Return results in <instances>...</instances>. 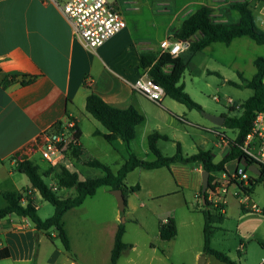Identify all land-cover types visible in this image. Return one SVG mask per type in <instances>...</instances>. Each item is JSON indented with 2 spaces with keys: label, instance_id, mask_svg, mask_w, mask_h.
<instances>
[{
  "label": "crops",
  "instance_id": "obj_1",
  "mask_svg": "<svg viewBox=\"0 0 264 264\" xmlns=\"http://www.w3.org/2000/svg\"><path fill=\"white\" fill-rule=\"evenodd\" d=\"M154 1L157 0H112V5L122 13L126 27L105 41L101 46L95 49H88L73 35L70 22L54 3L46 0H0V179L9 181L13 187L10 191L22 193L23 189L29 190L30 182L28 178L27 180L22 179L23 174L17 172L15 158L29 160L39 168L38 164L35 163L39 153L35 149L34 142L41 133L51 129L59 122L65 124L69 121L68 119H72L80 131L81 139L83 134L80 122L87 118L85 101L90 92L97 94L113 107L126 109L129 106H133L140 112L137 96L141 95L135 93L128 84V81L130 82L139 74H142L138 68V52H160L159 44L164 40H168V37L172 36L173 32L180 27V23H174V16L177 12H181L187 7L193 8L194 11L201 6H209L216 12L226 13L220 22H229L230 18L235 16L233 15L234 11L229 9L230 3L244 0H164L169 8L167 14L169 22L166 26H161L163 31L161 35L155 19L157 16L155 8L161 6L162 3L155 4L153 3ZM248 1L253 8L256 24L264 30V0ZM143 12H146L152 19L150 26L140 23ZM199 36L200 34H197L194 39ZM215 44L217 43H213L196 53L188 65L189 69L197 55L211 50ZM238 74L242 75L240 72ZM221 76L226 82L231 81L225 79L223 75ZM238 88L243 87L240 86ZM165 100L162 99L160 103L156 104L161 114L178 111L172 113H175V115L179 113L178 115H181V117L186 115L184 109H181L171 101L165 103ZM161 103L165 105L163 106ZM234 107L238 108V105H234ZM175 115L173 116L176 118ZM180 119L178 118V122L182 123L184 120ZM138 127L136 128V136ZM167 137L168 141H173L169 136ZM221 140L219 148L223 153V157L228 152L229 147L228 141L223 140V138ZM79 143L82 147V157L84 158L88 151L83 147L81 140H79ZM113 143L125 149V145L120 139L110 144ZM176 143L180 145L182 151L181 144L175 142V146ZM200 149L210 151L205 150L204 147L198 148V150ZM198 150L191 155L196 154ZM210 152L214 163H218L222 159L221 157L216 162L215 153ZM182 155L184 157L191 156L183 153ZM84 160L87 159L84 158ZM7 164L10 170H6ZM79 164L83 165V162L74 165L76 170V165ZM177 164L180 163L171 164L168 170L170 172L173 170L178 174L181 172L190 173L196 189L199 185V189L196 191L198 194L201 188L200 175L203 171L201 164H190L189 169H184ZM121 165L115 172L110 170L116 173ZM236 166V162H231L227 165L225 172L214 173L212 176L213 178L222 179L223 174L228 173ZM108 167L110 168V166ZM139 169L141 168L128 173L125 178L126 185L129 176ZM160 169L162 168L153 170ZM2 172L3 174H1ZM101 175L102 172L99 176ZM80 179L83 180L84 178ZM222 181L225 180L222 179ZM244 184L246 185V183H243V186ZM233 186L230 185L228 187V192ZM127 187L129 186L127 185ZM100 188H106L110 194L108 187ZM234 188V196L245 195L238 186ZM72 190L70 189V192ZM3 192L5 191L0 190V198H2L1 194ZM29 193H32L29 199L34 206V200L40 196L36 191H29L28 195ZM148 195L154 196L151 193H148ZM156 195L157 197L164 196L161 193ZM246 197L241 200L242 214L237 226L240 236L242 231L244 233L249 231V227L247 228V215H256L258 225L264 223V217L260 213V210L264 207L258 208L255 204L249 205ZM22 199H25V195ZM3 201L5 204L0 206V208L6 206L4 199ZM76 208L67 211L62 218L70 241L69 252L64 251L56 238V233L52 232L53 239H49L45 233L37 232L33 224L26 218L11 214L0 220V264H88L82 254V245L83 243L88 244L87 235L93 237L94 235L98 236L100 233H104L106 236L102 255H104L103 261L108 263L114 236L119 225L118 209L113 203L109 202V219L100 224H93L94 227L90 226L87 228L85 225H80L79 219L74 220L73 217L71 220L68 219L69 215H75L73 210ZM187 208L190 209L188 206ZM193 209L197 210L196 207ZM197 211L199 212V210ZM169 218L171 217L168 216L163 220H159V222H165ZM171 219L174 220L178 233V223L174 218ZM69 222L70 226H68ZM98 226L99 229H95ZM72 236L75 240L72 239ZM157 240H159L160 245L170 242L161 241L158 233ZM93 242H99L98 238H91L89 245H95ZM125 244L130 247L122 252L120 258L128 249H134L132 245ZM262 247L264 250V242ZM131 261V259H128L129 264H135ZM207 262L208 259L205 258L204 264H207ZM117 264L119 263L117 262ZM156 264L169 263L162 253L157 258Z\"/></svg>",
  "mask_w": 264,
  "mask_h": 264
},
{
  "label": "rangeland",
  "instance_id": "obj_2",
  "mask_svg": "<svg viewBox=\"0 0 264 264\" xmlns=\"http://www.w3.org/2000/svg\"><path fill=\"white\" fill-rule=\"evenodd\" d=\"M108 1L111 2L112 0ZM153 3H162L161 6L155 8L157 13L155 19L161 35L163 32L161 26H166L169 22L167 16L169 8L164 0H157ZM194 11L193 8L187 7L181 12H177L174 16V23H180L181 25L182 21ZM220 13V11L213 10L212 18L220 22L226 14ZM233 13L235 16L230 18L229 22L237 21L238 13L235 11ZM151 20L146 12L142 13L140 23L150 26ZM168 41L173 42L174 40L170 36ZM258 57H264V48L255 44L248 37L235 39L230 46L217 43L211 50L197 55L191 68L189 69L188 66V70L182 76L181 82L184 84L185 92L193 102L201 107V111L188 110L183 104L174 102L170 98H163V100L166 99L165 103L171 101L184 109L186 111L184 118L178 115L179 113L176 115L172 113L178 111L161 114L156 103L145 99L143 96H137V99H139L138 108L145 120L139 125L136 138L130 142L133 154L142 160H153V155L147 150L146 137L148 134L156 132L167 135L173 140H160L157 142L158 149L164 156L174 155L176 151L175 142H179L184 155H191L198 148L204 147L205 150L215 153L216 162L220 160L223 153L219 148V143L222 140L217 138L213 132L215 126L205 118L204 114L217 117H233L240 114L239 105L249 98L253 92L248 88H238L228 84L221 75L225 79L231 80V82L241 84L242 80L238 76V72H240L242 79L250 80L255 73L253 62ZM227 99H231L234 105H238L235 111L231 110L233 106L226 102ZM161 104L165 105L164 103ZM171 114L177 118L171 116ZM86 115L87 118L80 122L83 134L80 140L83 147L88 151L84 158L99 160L110 166V169L115 172L128 159L127 151L116 143L108 144L101 137L94 136L93 132L95 130L101 132H105V130L90 115ZM178 118H183L184 121L180 123ZM233 137L228 132L227 138L224 136L222 138L229 142ZM84 158L82 157V160ZM35 163L39 166L38 173L40 175L48 173V178H42L45 184L51 188L57 187L54 169L49 167L39 155L36 157ZM177 165L184 169H189L191 166L182 163ZM76 166L77 170H75L78 171L80 178L101 174L98 169L88 168L80 164ZM6 167V170H10L8 164ZM255 176L249 174V177ZM22 177V179L27 180L26 176L23 175ZM127 185L136 189L126 195L125 209L122 213L119 212V224H123L125 228L123 241L132 245L134 249H128L118 260L119 264H129L128 259H131V262L135 264H156L157 258L162 253L169 264H204L205 258L208 259L207 264H223L202 252L204 219L200 212L193 209L199 203L195 198L199 185L196 189L190 173L181 172L178 174L173 170L170 172L166 168L160 170L139 169L129 176ZM244 186H247V183ZM234 187H231L226 195L225 219L219 225L221 229L216 230L211 239V248L227 254L236 264H257L264 256L262 247L264 223L258 225L257 216L249 214L246 216L249 231L246 233L242 231L240 236L237 226L242 214L241 200H244L245 196H247L246 201L249 205L255 204L258 208L264 207V185L263 183L255 184L250 194H239V197L234 196ZM12 188L7 179H0V190L10 191ZM61 190V192L57 191L61 198H70L75 195L74 190L71 192L70 189ZM148 193L154 194V196L151 197ZM158 193L164 194V196L157 197L156 194ZM27 196L31 197L32 193L27 194ZM109 202L117 208L113 195L109 194L106 188H99L94 196L87 198L80 207L74 209L73 214L75 215H69L68 219L71 220L72 217L74 220L79 219L80 225H85L87 228L96 223L100 224L110 217ZM3 204L5 203L0 198V206ZM186 204L190 209L187 208ZM34 206L37 208L38 216L42 220L51 217L54 212L53 206L40 197H36ZM168 216L177 221L178 233L168 244L160 245L159 240H157L158 222ZM122 219L124 220L123 223ZM68 226H70V222ZM97 228L99 229V226L95 229ZM91 238H98L99 242H93L95 245H89ZM72 239L75 240L73 236ZM105 240V234L100 233L98 236L94 235L93 237L87 235L88 244L83 243L82 245L81 243L82 254L88 264H110L103 261L104 255L102 254L104 253Z\"/></svg>",
  "mask_w": 264,
  "mask_h": 264
},
{
  "label": "trees",
  "instance_id": "obj_3",
  "mask_svg": "<svg viewBox=\"0 0 264 264\" xmlns=\"http://www.w3.org/2000/svg\"><path fill=\"white\" fill-rule=\"evenodd\" d=\"M229 9L238 13L237 21L218 22L212 18L213 8L201 6L191 15L185 18L180 27L173 32L172 39L175 41H187V48L180 52L177 57L173 58L168 53H154L150 51L138 52V68L146 74L155 84L162 87L164 97H168L180 104H183L188 110L201 111V107L193 102L185 92L184 84L181 82L182 76L188 70V65L194 55L213 43H222L229 45L235 38L248 37L255 44L264 46V30L260 28L254 18L253 8L248 0L234 1L230 3ZM200 34L194 39V36ZM255 73L250 80L242 79L238 85L234 82L227 81L228 84L243 87L252 90L253 94L239 105L240 114L237 116L225 118L221 127H215L213 132L218 139L223 136L227 138L230 132L234 137L228 142L229 150L218 163L213 162V156L210 151L198 150V152L189 157L182 155L181 147L176 143V151L173 156H163L157 148L159 140L168 141L165 135H159L154 132L147 137V147L153 155L152 161H146L138 158L133 154L130 148V142L136 137V128L144 121V117L133 106L126 109H119L106 103L100 96L90 92L85 101V112L97 121L105 130L100 132L95 130L94 136L101 137L105 142L112 143L120 139L128 153V159L121 165L116 173L96 159L82 160L83 150L80 145H69L67 156L73 165L83 162L88 168L98 169L102 172L101 176L86 177L83 180L76 172H69L64 168H53L57 181V191L61 189H73L75 195L70 198H61L57 191L45 184L42 178H48V173H38V167L31 161L15 158L17 172L25 175L29 182V190L23 189L22 193L5 191L1 194L6 202V206L0 208V220L14 214L21 218L28 219L37 232H43L49 239H53L51 233H56L64 251H70V241L64 228L63 215L76 207L83 204L86 198L95 195L100 187H108L110 190H121L126 206V195L128 192H134L136 188L127 187L125 178L128 173L137 168L153 170L159 168H169L171 164H194L199 163L203 171L209 173L208 189L210 188L213 174L225 172L227 165L231 162L240 164L242 158H246L249 163H254L252 159L245 156L241 150L246 136L251 132L253 121L256 115L264 112V57H258L254 60ZM218 75V74H217ZM232 111L236 108L231 107ZM177 118V117H176ZM76 135L75 138L80 140V131L72 119ZM181 120V119H180ZM62 123H57L52 130L59 128ZM261 175L249 177L247 186L243 183L238 184V188L246 195L250 194L253 186L258 183L264 185V167L259 166ZM244 170H247L244 167ZM36 191L42 200L53 206L54 212L51 217L42 220L38 216L37 209L32 205V201L27 196L28 192ZM25 195L27 201L25 206L21 205V199ZM198 205L196 209L202 214L204 219L203 225V247L202 252L211 256L223 264H236L225 253L212 249L210 246L211 237L216 230H220L225 219L226 205L213 206L208 201V192L204 194V201L201 199V188L196 196ZM264 217V208L260 210ZM125 228L119 224L114 236L113 247L110 253V264H117L122 252L130 246L123 242ZM177 235L176 224L173 219L169 218L165 223H158V236L161 241H170ZM1 257V255H0Z\"/></svg>",
  "mask_w": 264,
  "mask_h": 264
},
{
  "label": "built area",
  "instance_id": "obj_4",
  "mask_svg": "<svg viewBox=\"0 0 264 264\" xmlns=\"http://www.w3.org/2000/svg\"><path fill=\"white\" fill-rule=\"evenodd\" d=\"M57 5L70 22L73 35L88 49L101 46L109 38L126 27L122 13L108 0H46ZM188 46L187 41L170 42L164 40L159 44L160 53H168L175 58ZM131 89L145 99L160 103L164 97L161 86L155 84L146 74H139L128 81ZM234 106L231 99L226 101ZM76 129L72 122L61 124L59 128L49 129L41 133L34 142L35 149L41 159L51 168H64L76 172L73 163L67 156L69 145H78L75 138ZM245 156L254 161L253 164L264 167V112L256 115L251 132L241 146ZM228 172V171H227ZM250 172L237 164L231 171L222 175V179L214 177L207 190L208 201L213 205H226V195L230 185L247 183ZM57 191L56 187H52ZM242 192V191H241ZM27 203L21 199V205ZM166 222V221H165ZM163 222V223H165ZM257 264H264V256Z\"/></svg>",
  "mask_w": 264,
  "mask_h": 264
},
{
  "label": "water",
  "instance_id": "obj_5",
  "mask_svg": "<svg viewBox=\"0 0 264 264\" xmlns=\"http://www.w3.org/2000/svg\"><path fill=\"white\" fill-rule=\"evenodd\" d=\"M204 116L215 127H221L223 125L224 120H225V118L222 117V116L217 117V116H212V115H209V114H204ZM240 165L245 167L247 169V171H249L253 175H256V176H260L261 175L260 168L257 165L253 164V163H249L246 158H242L241 159ZM208 183H209V173L206 172V171H202V173H201V199L203 201H204V194L208 190ZM110 193L115 198L118 211L120 213H122L124 211V209H125V199H124V195H123L122 191L116 189V190H110ZM121 221H122V223L124 222L123 219Z\"/></svg>",
  "mask_w": 264,
  "mask_h": 264
}]
</instances>
